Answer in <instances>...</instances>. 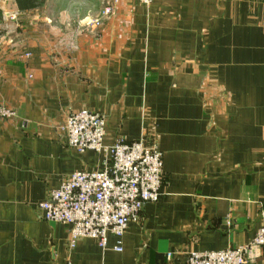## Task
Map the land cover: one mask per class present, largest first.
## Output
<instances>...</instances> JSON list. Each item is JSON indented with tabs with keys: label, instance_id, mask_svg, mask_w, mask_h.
<instances>
[{
	"label": "crops",
	"instance_id": "crops-1",
	"mask_svg": "<svg viewBox=\"0 0 264 264\" xmlns=\"http://www.w3.org/2000/svg\"><path fill=\"white\" fill-rule=\"evenodd\" d=\"M102 7L0 0V105L15 111L0 116V264H183L249 242L264 210V0ZM81 108L105 118L106 144L143 137L162 153L159 199L103 247L71 246L39 206L102 164L58 130ZM246 264H264V249Z\"/></svg>",
	"mask_w": 264,
	"mask_h": 264
},
{
	"label": "built area",
	"instance_id": "built-area-1",
	"mask_svg": "<svg viewBox=\"0 0 264 264\" xmlns=\"http://www.w3.org/2000/svg\"><path fill=\"white\" fill-rule=\"evenodd\" d=\"M119 1L101 0V17L113 14ZM5 16L16 20L15 13L6 12ZM0 116L12 118L15 111L0 105ZM57 127L70 148L77 153H99L103 160L100 167L67 174L40 202L41 217L66 225L71 246L79 238H91L103 247L108 234L120 238L142 207L159 199L162 153L143 137L131 142L118 138L106 144L105 118L86 108L69 113ZM117 243L114 249L119 251L121 246ZM262 249L264 210L261 224L249 242L217 251H188L183 264H246L259 256ZM166 256L169 259L171 254Z\"/></svg>",
	"mask_w": 264,
	"mask_h": 264
},
{
	"label": "trees",
	"instance_id": "trees-1",
	"mask_svg": "<svg viewBox=\"0 0 264 264\" xmlns=\"http://www.w3.org/2000/svg\"><path fill=\"white\" fill-rule=\"evenodd\" d=\"M17 8L19 10H25L30 9L33 7H37L41 3H43L45 0H14ZM2 31L0 30V33Z\"/></svg>",
	"mask_w": 264,
	"mask_h": 264
},
{
	"label": "rangeland",
	"instance_id": "rangeland-1",
	"mask_svg": "<svg viewBox=\"0 0 264 264\" xmlns=\"http://www.w3.org/2000/svg\"><path fill=\"white\" fill-rule=\"evenodd\" d=\"M95 20V19H94ZM94 20H92V21H94Z\"/></svg>",
	"mask_w": 264,
	"mask_h": 264
}]
</instances>
